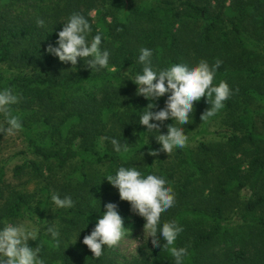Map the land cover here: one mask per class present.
Wrapping results in <instances>:
<instances>
[{"label":"trees","instance_id":"obj_1","mask_svg":"<svg viewBox=\"0 0 264 264\" xmlns=\"http://www.w3.org/2000/svg\"><path fill=\"white\" fill-rule=\"evenodd\" d=\"M3 1L6 5L12 0ZM229 1L230 5L224 4L226 0H213L215 5L211 0H64L63 8L53 14L55 20L37 15L2 23L0 62L13 59L28 71L11 78L0 75V88L12 86L18 96L12 112L20 117L27 148L42 160L48 177L35 201L17 190L2 197L0 188V220L36 209L44 225L29 244L40 247L45 264H121L115 246H105L97 258L82 241L109 202L118 205L126 229L144 226L145 220L131 211L129 202L121 201L118 190L103 180L119 166L131 165L145 173L156 170L171 183L175 204L161 219L176 220L183 227L176 246L188 248L184 264H264V133L257 124L264 117V64L240 65L244 56L255 58L258 51L253 46L261 47L264 54V0ZM73 12L89 19L93 34H103L102 46L110 53L108 68L91 71L80 58L73 67L47 53ZM38 19L44 20V27L37 26ZM141 48L152 50L156 68L219 60L213 83L223 80L232 89L220 111L241 107L234 123L239 132L218 147L199 142L195 148L174 149L183 170L180 177L166 165L163 151L156 157L147 154L149 148L160 147L145 138L150 133L138 123L149 101L137 96L136 85L127 80L142 70L137 62ZM167 95L156 101L154 110L165 106ZM241 98L245 101L238 105ZM254 98L262 105L252 108L247 100ZM206 102L202 97L194 103L203 107ZM29 114L37 117L40 126L27 123ZM1 117L4 128L6 119L4 114ZM170 123L173 120L165 121L166 131ZM43 132L45 139L40 138ZM106 136L128 144L129 152L115 153ZM63 139L66 143L61 147L46 148ZM239 152L249 153L246 169L234 161ZM28 164L35 174L42 173L37 162ZM24 167L16 166L14 174L20 176ZM52 171L54 178L49 176ZM61 172L65 174L55 178ZM3 178L0 167V185ZM242 189L249 194L240 208L245 226L234 229L224 214L233 191ZM52 193L71 196L74 207L55 208ZM51 224L60 228L58 240L46 234ZM130 264H174V259L154 246L150 257Z\"/></svg>","mask_w":264,"mask_h":264},{"label":"clouds","instance_id":"obj_2","mask_svg":"<svg viewBox=\"0 0 264 264\" xmlns=\"http://www.w3.org/2000/svg\"><path fill=\"white\" fill-rule=\"evenodd\" d=\"M36 23L38 27L45 26L42 19ZM62 24L57 40L46 49L48 54L73 67L80 58L91 71L109 67L110 53L102 46L103 34L99 31L93 34L88 18L73 12ZM152 55L151 49L141 48L137 62L143 66L142 70L130 75L127 80L136 85L137 96H143L149 101L140 112L138 123L146 126L145 132L158 134L151 137L155 138L160 147L149 148L147 153L156 157L162 151L169 154L174 149L186 147L188 136L184 126L189 124L194 102L200 101L202 97L207 98L210 107L201 116L202 120H207L225 107L224 102L232 94V89L223 80L218 84L213 83L221 64L219 60L214 64L202 59L195 64L179 62L156 68L152 64ZM165 94H168L165 106L154 110L157 108L156 101ZM17 102L18 96L11 88H0V113L4 114L7 125L0 128V132L13 135L22 130L20 117L12 112V106ZM169 119L173 123L167 125L166 132H161V126ZM104 139L110 142L115 153L129 152V145L121 143L116 137L106 136ZM140 155L143 159L144 153L140 152ZM105 179L118 190L120 200L129 202L131 211L145 220L144 235L147 239L151 238L155 247L170 252L174 264H184L189 254L188 248L176 246L183 227L176 220L162 222L161 219L162 213L175 204V192L167 178L156 170L145 173L139 166L131 165L119 166L114 174L105 175ZM50 199L57 209H70L75 203L71 196L61 197L59 193H52ZM104 208L90 234L85 235L82 241L97 258L103 254L105 246L114 247L126 235L118 205L109 202ZM46 234L58 240L59 226H47ZM37 237L38 231L31 221H3L0 226V264H45L40 256V247L29 244V241H35Z\"/></svg>","mask_w":264,"mask_h":264},{"label":"rangeland","instance_id":"obj_3","mask_svg":"<svg viewBox=\"0 0 264 264\" xmlns=\"http://www.w3.org/2000/svg\"><path fill=\"white\" fill-rule=\"evenodd\" d=\"M211 1V4L215 5L213 0ZM245 1L250 2L251 0ZM3 3L4 1L0 0V12L3 15L0 19V27L6 19H11V17L13 19L16 18L20 20L21 18L35 17L38 15V17H44V19L55 20L56 17H53V14L55 13V11L57 12L58 10H61L64 6V0H12L11 2H7L6 5H3ZM229 3L230 1L226 0L224 4L230 5ZM96 15L97 13L95 11H92V16L94 18L97 17ZM227 28L230 29L229 26ZM3 36L4 39H7V35ZM253 47L258 52L255 53L254 59L252 56H244L242 58L240 65L243 68H250L253 65L264 64V54L261 47ZM27 71L28 69L21 66L16 60L8 59L0 62V75L4 78H11L23 74ZM10 88L14 91L12 86ZM258 100V98H254L247 101L250 103V106L252 108H255L258 107V105H262ZM244 101L245 98H241V100H239L237 104L241 105ZM206 104L207 105L201 107L198 103H194V111L192 113L191 119L189 120V124L184 126L185 134H187L188 136V143L186 147L195 148L199 142L211 143L215 147H218L219 144L223 143L228 136L239 132V126L236 127L234 123L240 113V106H236L230 112H228L227 110H222L220 112H217V114L213 117H210L207 120H202V114L206 109L210 107L207 102ZM26 120L28 124L30 121L40 126L39 120H37L36 116H33L32 118V115L29 114L26 117ZM4 124L5 120L3 119V117H1L0 128H3ZM257 124L258 130L264 133V117H260V119H258L257 121ZM160 131L166 132L165 122L161 126ZM43 133L44 134L42 135L40 134L41 139H45L47 137V132ZM155 135L158 134L152 132L150 134H146L145 138L147 140L149 139V141L156 142L155 138L151 137ZM98 140L100 143L99 146L102 145V138L100 137ZM73 141L74 139L72 140V143ZM77 141L78 140L75 139L74 143L76 144ZM65 143L66 140L64 139L56 140L55 144H52L50 146L47 145L46 148L57 149L58 147H61L60 145H64ZM164 153L166 156V165L171 167L176 175L180 177L182 167L178 162V157L175 151L173 150V152L169 154H167L166 152ZM249 158V153L239 152L235 154L234 161L239 162L242 169H246ZM31 161H35L40 165L42 173L35 174L30 169L28 163H30ZM19 165L25 166V169L23 173L20 174V176H16L13 170L16 166ZM0 167H2L4 170L3 182L0 185V188L2 189V197L7 196L11 190H17L31 195L33 201L38 198L36 197V195L39 194L40 187L45 184L46 178L48 177V172L42 160L38 156L30 152V150L27 148V142L23 130H20L13 135H9L7 133L1 134L0 132ZM65 172L57 174L55 178H59L60 176L64 175ZM52 173H54V171L50 172V177L53 176ZM248 195L249 194L247 189L233 191V193L231 194V198H229L228 200V205L225 210L224 216L226 218V223L232 226L234 229H237V226H245L243 224L244 221L241 218L240 208H242L244 199ZM61 197H63L62 193ZM18 220L31 221L32 225L37 229V231L42 229L44 225V220L40 218L37 210L33 209L31 211H23L21 217H2V219L0 220V226H2L3 221L15 222ZM30 242L31 241H29V243ZM115 247L119 254V262L121 264H130L131 262L139 260L143 261L148 258V256L150 257L152 255L154 245L152 244L151 238L147 239V236L144 235V226H141L134 229H126V235L115 245Z\"/></svg>","mask_w":264,"mask_h":264}]
</instances>
